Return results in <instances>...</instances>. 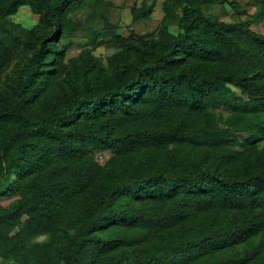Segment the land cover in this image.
I'll return each mask as SVG.
<instances>
[{
    "label": "trees",
    "instance_id": "16d2710c",
    "mask_svg": "<svg viewBox=\"0 0 264 264\" xmlns=\"http://www.w3.org/2000/svg\"><path fill=\"white\" fill-rule=\"evenodd\" d=\"M85 1L0 0L11 43L23 5L47 31L0 100V197H17L0 204V264H264V34L251 28L264 0L238 22L203 10L229 0H164L157 35L128 40L106 21L122 46L106 75L55 87L67 13Z\"/></svg>",
    "mask_w": 264,
    "mask_h": 264
},
{
    "label": "rangeland",
    "instance_id": "374dc122",
    "mask_svg": "<svg viewBox=\"0 0 264 264\" xmlns=\"http://www.w3.org/2000/svg\"><path fill=\"white\" fill-rule=\"evenodd\" d=\"M143 0H86L83 5L67 13V18L73 27L68 34L72 47L66 51L65 56L58 62V70L51 74L50 81L55 87L59 85L67 88L75 84L95 83L106 75L109 69L110 59L121 50V44L107 29L106 21L116 29V35L128 40L135 36L146 34L157 35L163 23L164 0H146L147 3L155 1V8L149 19L132 20V7L140 6ZM233 4L205 5L203 10L213 17L225 22H238L253 20L254 13L260 7L259 0H229ZM236 6H235V5ZM180 11H176L173 19L177 23ZM6 29L15 34L19 44L8 41L7 34L0 35L12 49L10 61L0 72V100L5 101L13 95V85L21 77L22 66L29 60L32 53L40 46L41 41L47 35V31L41 28V16L31 10L30 6L23 5L18 11L9 16L6 21ZM251 28L264 34V22H251ZM175 29V24L170 25ZM69 31L66 29L65 33ZM4 37V38H3ZM61 42L63 37L59 39ZM91 86V85H90ZM264 147V139L258 144ZM96 158L101 165H105L115 156L111 151L98 152ZM213 157H207L203 161L209 162ZM119 160V159H116ZM160 161L161 159H156ZM149 161V160H148ZM151 162V161H149ZM17 199L16 196L0 197V204L4 207L11 206ZM46 236L37 238L44 240ZM264 241V233L254 239V243ZM2 260L0 259V263ZM64 264V263H61Z\"/></svg>",
    "mask_w": 264,
    "mask_h": 264
}]
</instances>
